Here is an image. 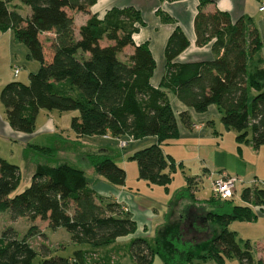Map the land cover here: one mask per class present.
Here are the masks:
<instances>
[{
	"label": "trees",
	"instance_id": "16d2710c",
	"mask_svg": "<svg viewBox=\"0 0 264 264\" xmlns=\"http://www.w3.org/2000/svg\"><path fill=\"white\" fill-rule=\"evenodd\" d=\"M15 1L30 8V15L24 16L10 5ZM97 1H0V31L11 30L27 49L28 57L39 64L37 72L28 75L27 85L12 81L1 88L0 102L13 132L33 134L37 115L45 110L77 112L70 124L77 137L155 138L156 143L134 152L132 159L137 162L141 180L167 187L172 177L166 170L173 164L161 144L177 138L180 126L188 130L193 126L187 112L175 116L168 99L172 94L198 114L215 107L224 129L237 134L238 144H250L256 151L264 146V69L247 68L248 59L262 48L251 18L232 22L227 13L205 14L199 10L194 20L196 46L212 42V58L177 63L189 42L176 28L164 50L165 74L154 88L150 80L156 64L149 47L136 46L132 39L143 24L136 10L113 8L103 19L91 16L83 26L75 27L68 12L89 14ZM45 33L54 35L49 44L40 40ZM104 41L107 45L102 46ZM128 47L133 49L132 54L121 60L119 55ZM35 149L48 163L56 162L54 149ZM90 167L108 183L124 186L126 173L110 157L95 159ZM19 181L18 168L0 157V212L8 211L13 222L40 219L51 230L64 228L73 243L91 248L108 246L136 232L135 222L122 213L119 204L97 196L82 169L65 163L37 166L29 187L11 197ZM193 181L187 179V187L175 195L168 224L154 240H132L129 252L134 264H152L155 257L162 264H187L191 258H211L223 264L224 258L230 257L239 264H253L251 246L247 243L241 248L228 226L235 220L254 221L256 215L231 200L213 196L207 202L197 201L192 193ZM242 200L262 210L264 190L246 188ZM182 201L199 209L189 207L181 215L176 209ZM189 223L199 226L196 233H205L201 244L195 242L197 238H187ZM33 227L21 239L12 228L2 232L0 264L32 263L36 254L28 238L33 236ZM87 253L79 250L69 259L55 258L43 264H88ZM258 264H264V260Z\"/></svg>",
	"mask_w": 264,
	"mask_h": 264
},
{
	"label": "rangeland",
	"instance_id": "374dc122",
	"mask_svg": "<svg viewBox=\"0 0 264 264\" xmlns=\"http://www.w3.org/2000/svg\"><path fill=\"white\" fill-rule=\"evenodd\" d=\"M26 12L22 10V15H27ZM50 39L51 34L42 35L40 38L42 43H48ZM101 45L105 46L107 42L104 41ZM262 45H264L263 42ZM128 52L129 50L123 51L119 58L126 60ZM262 52L264 55V49ZM14 68H18L20 71L15 81L27 85L28 76L21 64L16 63L9 67L12 75ZM4 70L1 68L0 74H3ZM4 111V107L0 102L1 120H5ZM48 112L41 110L37 115L36 121L38 126H44L48 122V118L52 117L54 125L58 127L54 134H49V132V135L42 133L43 135L29 138L27 141H20L17 136L9 137L0 134V157L16 166L20 173L19 184L11 194V197L22 193L29 187L33 167L36 166L37 161L44 160L40 153L36 151V147L45 146L55 151H60L61 153L55 155L57 163L54 162V165L67 163L74 167H80V165L75 166L72 164L73 162H70V159L72 161L73 158L70 153L76 154L79 146L77 142H80V138L76 137L70 126L72 118L78 113ZM213 115L210 117L211 124L206 125L203 131L199 132L201 129L196 130L194 128H191L192 131H190L181 126L177 138L161 144V149L164 154L171 156V163L173 164V167L166 170V173L171 174L172 177V181L167 187L150 185L141 180L138 175L137 162L132 159V153L122 152L124 153V161L120 167L126 173L124 190L127 194L137 196L138 199L136 200L138 202L139 200H144L148 206V211L152 217H149V215L145 217L146 222L142 224L143 228L141 230L144 229L143 233H147V237L151 236V231L154 230L152 237L148 239L151 242L150 239L156 238L159 231L152 224V222H155L153 215L166 219L165 223L168 224L169 214L167 213L171 209L169 207L173 204L175 194L187 187V179H192L195 182L192 189L194 198L200 202H207L213 198L211 187L214 180L223 175L235 178L237 183L235 184V193L231 199L232 204L250 208L256 215V219L250 222L232 221L228 226V230L235 234L241 248H244L247 243L251 246L253 264H258L260 260H264V208L261 210L253 203H245L242 200V193L246 188L264 190V146L256 151L250 144H238L236 141L237 134L231 130L226 131L220 122V117ZM250 138L251 133L248 135V139ZM143 148L144 146L141 149ZM120 152L114 149L115 155H121ZM86 177L92 179L89 172ZM189 207L199 209L196 205L189 206L187 201H182L176 211L184 215L190 209ZM201 213L203 216L204 213ZM32 226H34L33 236L28 238V242L36 255L31 264H43L45 260L55 258L69 259L74 256L75 252L89 249L87 248L88 244L73 243L70 233L64 228L51 230L48 227V223L40 219L30 222L25 218H21L13 222L8 211L0 212V235L8 228H12L16 232L17 237L21 239L28 234ZM187 238L189 237L187 236ZM205 239L206 237L203 235L202 238L198 236V241L195 242L201 244ZM123 264H133V262L131 259L125 258ZM152 264H162V262L158 257H155ZM187 264L217 263L211 258H191ZM223 264H239V262L236 258L230 257L224 258Z\"/></svg>",
	"mask_w": 264,
	"mask_h": 264
},
{
	"label": "crops",
	"instance_id": "0c3cea01",
	"mask_svg": "<svg viewBox=\"0 0 264 264\" xmlns=\"http://www.w3.org/2000/svg\"><path fill=\"white\" fill-rule=\"evenodd\" d=\"M263 3L264 0H98L96 4L89 9V14L78 12L68 13L73 17L75 27L79 28L83 26L91 16H96L100 20L103 19L106 12L113 8H132L136 10L141 15L143 24L139 26L137 33L132 36V39L136 46L142 44L148 45L156 64L150 83L154 88H157L166 71L164 50L170 35L176 28H179L184 33L189 42L188 48L177 57L176 62L186 64L207 61L212 58V42L203 47L196 46L194 20L198 11L201 10L205 14H212L215 11L227 13L232 22L237 21L241 17H249L252 19L254 26L259 32L260 39L264 44V11H260ZM10 5L15 6L16 10L21 13L22 10L27 11L26 16L30 15V10H28L30 8L21 5L19 2L15 1ZM50 34L51 38H53L54 35L52 33H45L42 35ZM42 35H40V38ZM47 44H49V42ZM263 49L264 47H262L252 58L248 59V71H253L255 68L259 67L264 69ZM126 50H129L126 54L128 57L132 54L133 49L128 47L125 48L124 51ZM16 63L21 64V67L24 68L23 70L26 72L27 76L31 73L37 72L39 69V64L28 57L27 49L15 39L11 30L0 31V69H5L4 73L0 74V88L7 83L16 80V77H14L9 70V67ZM168 99L175 116L178 117L179 114L187 112L193 123L192 128L196 130L201 129L199 132L203 131V129L206 128V125L211 123L210 117H212L213 114L220 117L219 112L213 106L210 107L207 112L198 114L180 103L172 94H168ZM48 113L52 112L49 111ZM57 130L58 127L54 125V120L50 117L44 126H38L36 121L35 131L31 135L15 133L7 124L6 119L1 120L0 117V134L9 137L17 136L20 141H27V139L36 137L42 133L48 134L49 132V134H54ZM190 131H192V129ZM77 138H80V142L76 141L79 146L76 154L70 153L73 157H71L72 161L70 159V162H73L72 164L75 166L80 165V167H72L84 171L86 170V174L89 172L92 176V179L88 178L89 186L94 190L97 196L105 198L107 200L106 202H115L119 204L122 213L128 214L137 227L134 234L118 238L108 246L91 248V246L88 245L87 248L89 249L86 250L88 252V264H123L125 258L132 260L129 246L134 238L145 237L148 240L152 237L154 230L151 231V236L149 237H147V233H143L144 229L141 230L143 228L142 224L146 222L145 217L148 215L149 217H152V215L149 213L148 206L145 204L144 200H139L138 202V200H136L138 199L137 196L127 194L124 190V186L118 187L108 183L104 178L96 175L93 168L90 166L93 160L105 156L110 157L120 167L124 161V153L122 152L133 154L140 150L142 146L147 147L156 143V139L146 138L143 140H135L125 149H121L116 140L109 137L83 136ZM114 149L121 151V155H115ZM56 152L61 153L60 151ZM42 165L55 166L56 164L48 163L45 159L37 161L36 166ZM36 166L33 167V172L35 171ZM167 214H169V212ZM153 219L155 222H152V224H154V228L157 231L163 228V226L165 227L167 224L165 223L166 219H161L159 216L153 215ZM195 228L196 225L194 223H189L188 231H190V233H188L187 229H184L186 234H189L187 235L189 238H194L193 240L197 238L198 241V236H201L202 238V235L205 236V233H196L195 230H197V228ZM150 240L152 241L154 238Z\"/></svg>",
	"mask_w": 264,
	"mask_h": 264
},
{
	"label": "built area",
	"instance_id": "2783aa9c",
	"mask_svg": "<svg viewBox=\"0 0 264 264\" xmlns=\"http://www.w3.org/2000/svg\"><path fill=\"white\" fill-rule=\"evenodd\" d=\"M260 11H264V3L262 4ZM19 72L20 71L18 68H14L13 69L14 77H16L19 74ZM104 138H107V137H104ZM133 141H134L133 137H130V138L128 137L127 139H121V138L116 139V142L121 149L126 148ZM236 183H237V180L235 178H231L227 175H223L212 182V187H211L212 195L215 198H218L221 200H231L235 193Z\"/></svg>",
	"mask_w": 264,
	"mask_h": 264
},
{
	"label": "flooded vegetation",
	"instance_id": "af4514ba",
	"mask_svg": "<svg viewBox=\"0 0 264 264\" xmlns=\"http://www.w3.org/2000/svg\"><path fill=\"white\" fill-rule=\"evenodd\" d=\"M199 223V222H198ZM187 235H189L188 233H187Z\"/></svg>",
	"mask_w": 264,
	"mask_h": 264
}]
</instances>
